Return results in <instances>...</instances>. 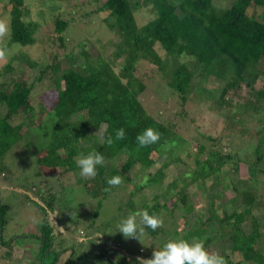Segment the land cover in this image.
<instances>
[{
	"label": "trees",
	"instance_id": "trees-1",
	"mask_svg": "<svg viewBox=\"0 0 264 264\" xmlns=\"http://www.w3.org/2000/svg\"><path fill=\"white\" fill-rule=\"evenodd\" d=\"M5 2L9 23L3 47L34 44L38 24L25 20L24 0ZM87 4H92L90 9H85ZM146 4L151 5L155 16L139 25L135 12ZM259 6L264 9V0H231L227 5H218L214 0H76L67 6L69 13L80 12V17L85 20L100 17L99 13H103L101 21L114 32L116 39L113 49L122 52L118 54L120 57L113 52L116 58L110 63L107 56L101 54L91 61L89 52L82 48L80 52L89 63H72L62 68L59 59L41 65L19 53L1 66L0 172L3 177L8 169L4 158L10 147L34 127V120L51 111L49 124H44L47 126V142L34 155L37 167L34 175L54 178H72L73 175L76 180L83 179L78 183L90 181L97 186V192L101 190L102 193H107V188L111 187L107 183L111 177L120 176L122 183L118 186L129 193L130 188L132 192H140L149 183H165L166 175L170 174L166 171L176 161L189 159L192 165L184 171L182 179H179V173L171 175L173 178L161 193H154L150 200L133 208V213L147 210L150 215L163 220V226L155 231L147 227L142 235L138 231L139 240L152 241L153 248L145 253L144 258L140 259L130 251L131 257L121 256L119 262L101 255L96 264H141L140 260L152 258L153 251L161 250L167 242L180 239L191 242L194 237L204 241L207 251L219 242V255L225 264H264V253L258 247L264 239L262 195L247 188L241 189V201L235 203L231 198V208L226 209L223 205L219 213L216 204L223 190L214 196L208 192L207 208L201 217H196L195 223L186 219L195 211L189 189L196 182L205 183L207 190L210 182L235 190L239 178L231 177L226 169L231 167L232 171H237L241 162L254 167L264 179V84L254 86L257 80L264 79V10L257 12ZM249 7L253 10L249 11ZM59 14L54 17L55 33H63L69 26V20ZM91 20L95 22V19ZM58 38L61 41L60 35ZM157 46L167 56L178 58L183 52L192 56V66L202 70V78L206 81L210 78L213 82L212 87L200 89L218 94L215 108L227 124L226 130L218 137L209 133L210 129L206 133L197 127L190 129L187 124L182 130L188 138L177 134L176 119L184 121L189 117L182 108L187 102L188 91L195 87L190 83L192 68L184 63L175 65L169 79L163 77L171 96L177 97L181 106L180 109L174 106L176 110L171 112L172 119L164 120L162 112L152 114L144 107L140 96L146 84L136 73L137 64L145 61L162 70L164 60ZM65 56L73 60L72 51ZM118 58L121 61H117ZM33 67H39V72L34 76L28 74L29 80L25 72ZM59 71L61 73L57 76ZM46 78L52 90L47 109L43 105L40 113L32 104V90ZM246 87L249 88L244 92ZM15 120L18 122L14 123ZM238 120L244 125L237 126ZM120 128L124 129L125 137L116 140L115 132ZM147 128L158 132L160 138L156 143L140 147L136 137ZM108 136L113 137L111 146L105 142ZM194 142L196 146L192 149ZM181 143L186 146L178 151L174 149ZM235 145L244 150L248 147V153L242 157L243 152L239 153ZM92 151L104 156V164L96 166L94 178H83L76 158ZM168 151L173 154L167 156ZM184 155L186 159L181 158ZM107 169L111 173L106 177ZM45 185L48 186L33 184L30 187L33 200L43 204L38 203L43 215L42 227L36 234L41 237L39 250L42 256L50 251L52 226L47 214L48 211L54 212L60 200L54 189L56 185ZM25 196L30 198L27 194ZM258 197H262L261 202ZM179 206L184 209L176 217ZM7 208V204L0 200V231L7 223ZM97 215L98 210L94 212V216ZM181 218L184 219L183 233L176 223ZM139 220L137 216L138 224ZM227 240L230 243H226Z\"/></svg>",
	"mask_w": 264,
	"mask_h": 264
},
{
	"label": "rangeland",
	"instance_id": "rangeland-1",
	"mask_svg": "<svg viewBox=\"0 0 264 264\" xmlns=\"http://www.w3.org/2000/svg\"><path fill=\"white\" fill-rule=\"evenodd\" d=\"M5 1L0 0V23H3L6 29L5 33L0 35V50L5 52L4 58H0V68L11 57L19 56V53H22L26 59L35 60L41 65L52 63L54 58L59 59L62 68L70 66L72 63L88 64L89 60H85L80 52L82 48L89 52L91 61L95 59L97 54H101L107 56L110 63L116 58L113 57V52L116 56L122 52L120 49H113L116 39L114 32L109 31L101 21L100 17L103 13H99L100 17H87V20L80 17V12L72 11L69 13L67 6L75 3L76 0H24L22 8L26 9L25 20H31L38 24L37 41L30 46L22 47L18 44H12L9 47H3V43L7 40L9 23V13L4 7ZM230 1L214 0L218 5H227ZM91 5L87 4L85 9H90ZM248 10L251 11L253 8L249 7ZM263 10L259 6L257 12L260 13ZM177 11L179 10L177 9ZM57 13H61V15L59 14L61 17L69 20V26L63 33H55L54 31V17ZM154 16L155 12L150 4L140 7L135 12L136 21L139 25ZM91 19H95V22ZM58 35L62 37L61 41ZM157 50L163 56L162 70L145 61L137 64L136 73L146 84V88L140 96L144 107L152 114L162 112L161 118L164 120L172 119L171 112L176 110L174 106L177 109H180L181 106L177 102L178 98L171 96L170 89L166 86V78L169 79L171 70L175 65L184 63L190 69L192 68L193 75L190 83L191 87L193 85L195 87L191 92L188 91L187 102L182 108L188 112L189 117L185 118L184 116V121L181 118L176 119V125L180 131H177V134L188 138V134L182 130L187 124L190 129L197 127V130L200 129L206 133H208L207 129H210L209 133L218 137L219 133L224 132L227 128L226 121L215 108L218 94L200 89V87H212L213 82H210V78L207 81L202 78V70L192 66V56L183 52L176 58L172 55L167 56L159 46H157ZM70 51L73 52V60H68L65 56ZM117 61H121V59L118 58ZM38 72L39 67H33L25 74L28 77V74L34 76ZM60 73L61 71L57 73V76ZM160 74L162 77L158 76ZM28 79L31 80L29 77ZM262 84H264V79L257 80L254 86L259 87ZM248 88L246 87L244 92ZM51 90L48 78L35 85L32 90V104L35 110L41 113L43 105L47 109L46 103L50 99ZM50 112L48 111V115L44 114L41 118L34 120V127L29 129L25 135H21V138L10 147L4 158V164L7 165L8 169L5 173L6 177H3L0 172V200L6 203L8 208L6 211L7 223L3 225V229L0 231V240L8 245L0 242V264H66L68 260H70L68 264H94V261L96 264V259L101 255L104 258L112 259L113 257L119 262L121 256L131 257V252L140 259L141 257L144 258L145 253L153 248L152 241H147V239L141 241L139 237L138 240L125 238L118 232V225L122 219L127 218L135 211L134 207H140L143 202L150 200L154 193H161L174 174L179 173L178 177L182 179L185 175L184 171L192 167L190 160L186 159L185 155L182 156L181 158L186 159V161H176L169 166L166 172L170 174L166 175L165 183L158 185L149 183L140 192H132L133 190L130 188V192L127 193L124 188L111 186L107 188V193H102L101 190L97 192V186L90 181L78 183L83 179L78 178L76 180L73 175L72 178L34 175L37 168L34 155L47 142L46 125L49 124L51 118ZM243 125V121H237V126ZM178 145L176 144L174 147L177 151L186 146L182 143ZM195 146V142L192 143V149ZM236 148L239 153L243 152L242 157L248 153V147L244 150L235 145ZM168 152L167 156L173 154V151ZM0 165L2 166L1 163ZM226 171L230 172L234 179L239 178L235 190L229 187L225 188L226 185L224 184H214V182L209 183L208 190L206 184L201 181L190 186L189 198L193 200L195 211L187 215L188 221L195 223L196 217H201L204 213L207 208L208 192L209 195L214 196L223 190V194H220L216 204L219 213H221L223 205L226 209L231 208V198L234 199L235 203L241 201V192H239L241 189L247 188L249 191L264 197L263 175L257 173L254 167L241 162L237 171H232L231 167H228ZM110 173V170L107 169L105 176H109ZM51 183L56 185L54 189L59 193L57 198L60 200L54 212L48 211L47 214L52 226L49 235L50 249L48 250L50 251L42 256L39 250L41 237L36 234L40 232L42 227L43 213L39 204H43L39 200H37L38 202L33 200L30 187L33 184L43 187L48 186L45 184ZM25 194L29 195L30 198L27 199ZM130 195L133 197H129ZM97 201H101V203L98 204ZM258 201L261 202L262 197H258ZM183 209L184 206H179L175 216L181 215ZM96 210H98V215L94 216ZM256 210L261 212L259 208ZM176 223L178 230L183 233L184 219H178ZM226 243H230V241L227 240ZM258 247L264 253V239L261 240ZM158 250L160 249L154 251ZM219 250L220 243L218 242L208 252L219 254Z\"/></svg>",
	"mask_w": 264,
	"mask_h": 264
},
{
	"label": "clouds",
	"instance_id": "clouds-1",
	"mask_svg": "<svg viewBox=\"0 0 264 264\" xmlns=\"http://www.w3.org/2000/svg\"><path fill=\"white\" fill-rule=\"evenodd\" d=\"M6 29L3 23H0V35L5 33ZM5 52L0 50V58H4ZM106 131V129H105ZM125 137L123 128L117 129L115 139L121 140ZM160 134L152 128L145 129L138 134L136 140L140 147H146L149 144L156 143ZM109 146L113 144V137L108 136L105 141ZM77 167L80 169V175L83 178H94L97 174L96 166L104 164V156L96 151L81 153L76 158ZM109 186H118L122 183V177L114 176L107 181ZM107 190V189H106ZM137 216L140 217L139 224ZM163 226V220L156 215H150L147 210L132 213L127 218L122 219L118 225V232L125 238H136L138 240V231L142 235L144 227L155 231ZM141 264H225L224 258L216 252H208L204 247V241L193 238L191 242L180 239L167 242L161 250L153 251L152 258L140 260Z\"/></svg>",
	"mask_w": 264,
	"mask_h": 264
}]
</instances>
